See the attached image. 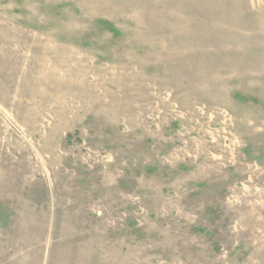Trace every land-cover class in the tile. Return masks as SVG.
<instances>
[{
	"label": "rangeland",
	"instance_id": "374dc122",
	"mask_svg": "<svg viewBox=\"0 0 264 264\" xmlns=\"http://www.w3.org/2000/svg\"><path fill=\"white\" fill-rule=\"evenodd\" d=\"M0 264H264V0H0Z\"/></svg>",
	"mask_w": 264,
	"mask_h": 264
}]
</instances>
